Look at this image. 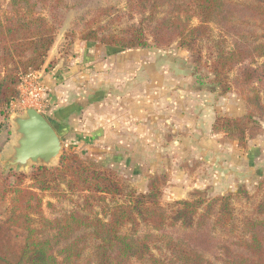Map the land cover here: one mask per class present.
I'll use <instances>...</instances> for the list:
<instances>
[{
    "label": "trees",
    "instance_id": "trees-1",
    "mask_svg": "<svg viewBox=\"0 0 264 264\" xmlns=\"http://www.w3.org/2000/svg\"><path fill=\"white\" fill-rule=\"evenodd\" d=\"M240 1L228 9L227 0H144L145 4L152 3V13L144 19L147 28L140 21L107 36H99V29H92L102 16L97 10L80 40L117 51L144 50L151 46L148 31L156 49L176 42L188 52H197L200 42L211 33L210 25L224 21L234 27L235 42L231 48L222 47L225 42H221L208 72L210 82L219 88L220 96H225L232 90L230 72L247 60L264 57V0ZM60 6L61 0H0L1 117L9 116L22 80L45 66L57 29L43 12ZM164 7L170 8L169 14L152 20ZM239 19L252 22L253 32L242 34ZM193 21L197 24L192 25ZM245 100L249 110L244 116L216 117L212 130L222 132L231 142L243 143L258 136V121L264 120V99L252 94ZM44 118L55 130L53 119ZM148 179L146 193L125 192L112 171L65 150L55 167H33L29 176L9 172L3 180L0 201L9 199L10 215L4 224L17 246L18 258L14 263L3 260L2 264H214L202 250L208 226L213 235L220 230L229 238L219 244L214 260L220 264H264V219H246L242 232L233 224V198L243 193L249 199L243 188L235 195L215 198L196 191L168 211L160 203L166 177L154 174ZM61 184L68 191L85 193L86 201L109 198L112 206H106L105 219L79 213L46 219L39 193L51 192ZM258 189L261 199L254 212L264 217V179ZM118 198L123 201L118 203Z\"/></svg>",
    "mask_w": 264,
    "mask_h": 264
},
{
    "label": "rangeland",
    "instance_id": "rangeland-1",
    "mask_svg": "<svg viewBox=\"0 0 264 264\" xmlns=\"http://www.w3.org/2000/svg\"><path fill=\"white\" fill-rule=\"evenodd\" d=\"M61 1L62 6L58 9L43 12V15L56 27L57 35L54 45L48 52L46 64L39 72L40 80L46 89L40 113L50 118L54 112L63 110L64 106L70 105L77 97H90L93 102L95 96L101 93H105L106 96L107 91L109 92L107 96L110 97L107 98L109 102L107 111H101L100 101L94 104L89 112L84 110L77 116L65 120L64 126L68 127L69 134L60 136L62 151L75 153L84 161L94 162L112 171L125 192L146 193L149 176L154 174L165 176L166 183L160 203L168 211L176 202L190 199L192 193L196 191L203 192L206 198H215L235 195L240 188H243L249 199H246L243 193L233 198L234 226L240 228L242 232V225L246 219H264L254 212V207L261 199V191L258 188L264 179V120H257L260 123L261 133L243 143L231 142L222 132H216L220 137H214V140L221 149L213 157L211 155L213 162L210 159L207 161L199 159L197 152L188 149L181 152L180 157L178 153L172 152L175 155H171L172 160L167 167H156L149 160L144 162L136 160L140 162L138 165L126 161L125 158H128L129 153L126 155L123 150L117 148L119 147L117 136L115 134L106 136L104 134L106 129L101 126V116L107 113L111 128L115 131L118 126L112 121V118L114 117L115 121L118 112L122 111V106L118 105L121 102L119 103L114 96L116 94L121 93L123 98L127 97L126 100L139 98L142 104L146 102L147 105L152 104L151 98L158 94L172 95L174 98L177 95L181 102L180 112L186 113L191 121L194 114L198 115L200 122L198 129L202 134L199 138L210 141L209 129L212 119L244 116L249 110L245 99L252 94L258 95L261 100L264 99V57L247 60L235 67L229 74L231 92L220 96L219 88L210 82L212 75L208 72V65L217 47L222 45V41L225 42V45H222L224 48H231L235 42L232 37L234 27L228 26L224 21L210 25L211 33L207 40L200 42L197 52H188L178 47L176 42L160 50L156 49L151 43V35L148 31L146 34L151 45L149 48L117 51L101 44H88L80 40L82 32L96 18V11L101 10L102 16L92 29H99V36H107L119 33L132 24L138 25L140 21H143V27L147 28L144 19H148L150 11L152 13L150 9L152 3L145 4L144 0ZM239 2L241 1L227 0L228 9ZM169 12V7L160 8L154 13L152 20H159ZM196 24L197 21L192 22V25ZM238 24L240 32L244 35L252 33L255 29L253 23L246 19H239ZM149 25L152 26V23L149 22ZM148 64L154 65L146 70ZM156 64L167 66V70L164 71L166 75L161 74ZM63 75L66 76L65 81H60L58 84L57 81L64 79ZM26 77L17 86L19 97L12 103L9 116L6 119L0 116V190L4 188L3 180L9 172L29 176L33 167L42 166L28 163L19 167L10 164L12 146L19 137L15 132L14 120L25 117V111L33 108L21 98L20 88ZM133 78L134 80L140 78L143 81L133 83L129 87L125 86L128 87L125 93L119 92L124 85L130 84ZM247 80L249 83L246 82ZM96 99L99 100V96ZM59 101L64 102L65 105ZM162 106H166V103ZM216 147L214 144L212 148L209 143L202 153L210 155ZM58 160L59 158L51 161L46 167L57 166ZM25 183L29 184L28 180ZM39 195L42 200L43 216L48 220L71 213L105 219L106 206H112L109 198L86 201L85 193L68 191L63 184L51 192L39 193ZM8 200L0 201V264L3 260L14 263L18 258L17 246L4 224L10 215ZM121 201L123 198H118V203ZM210 228L208 226L204 230L206 237L202 250L214 264H220L214 260L217 247L229 238L225 237L226 232L220 230L213 235ZM237 235H240L239 231ZM57 253L58 250L55 248V254ZM153 253L158 254L155 251Z\"/></svg>",
    "mask_w": 264,
    "mask_h": 264
},
{
    "label": "crops",
    "instance_id": "crops-1",
    "mask_svg": "<svg viewBox=\"0 0 264 264\" xmlns=\"http://www.w3.org/2000/svg\"><path fill=\"white\" fill-rule=\"evenodd\" d=\"M153 65L154 64H148L146 66V70ZM156 67L160 69L161 74L166 73L164 72L167 67L165 64H156ZM138 70H140V68ZM37 75L40 77L39 73H37ZM64 77L66 76L63 75L62 78ZM134 79L135 78H133L131 83L128 82L130 84L124 85L122 90H119L116 87L115 88L119 90V92L123 91V93H125V90L129 87V85L133 83H141V81H143L140 78H136V80ZM63 80L65 81V78L57 81L58 84ZM125 86L128 87L126 88ZM106 87L108 86L106 85ZM110 90L113 92L112 89ZM108 94L109 92L107 91L106 96L105 93L95 96V100L93 102L90 97H77L70 105L64 106L63 110L54 112L51 118L54 121L53 126L55 127V132L58 136L60 137L69 134L68 127L64 126V122L67 118L69 120L72 116H77L84 110L89 112L94 104L101 101L99 103L101 111H107V108H109L107 98H110L107 96ZM98 96L99 100L96 99ZM114 96H116L119 103L121 102L118 105L122 106V111L118 112V118L115 121L114 117L112 118V121L116 122L118 126L115 131L114 128H111L108 113L101 116V126L106 129L104 133L106 136L113 134L117 136V143L119 145L117 148L123 150L126 155L129 153L128 158L125 159L126 161H132L134 165H138V163H140L136 160H141L142 162L149 160V162L156 167H167L170 165V160H172L171 155H175L172 152L178 153V157H180L181 152L188 149L193 152H197L199 159H204V161L210 159L211 162H213L210 158L211 155L213 157L217 151L221 149L220 145L217 144V142L215 143L214 140V137L220 136L212 130V124L215 118L210 122L209 133L212 138L210 137V141H204V139L199 138L202 134L199 132L200 129H198L200 128V122L197 117L198 115L194 114V118L191 121L188 119V115H186V113L180 112L181 102L177 95L174 98L172 95L158 94V96L151 98L152 100L150 103L152 104L149 105H147L148 103L146 102H143L142 104L139 98L126 100L127 97L123 98L121 93ZM61 102L62 101H59V103ZM63 103L64 102H62V105H65ZM159 103L162 105L163 103H166V106H160L158 105ZM142 105L144 106L142 107ZM173 106L175 107L172 110ZM166 107L167 110H165ZM196 123H198V125H196ZM74 135H76V133ZM209 143H211L212 148L214 147V144L217 147L211 151L210 155H204L202 151H204V147L208 146ZM145 151L148 153L146 154Z\"/></svg>",
    "mask_w": 264,
    "mask_h": 264
},
{
    "label": "water",
    "instance_id": "water-1",
    "mask_svg": "<svg viewBox=\"0 0 264 264\" xmlns=\"http://www.w3.org/2000/svg\"><path fill=\"white\" fill-rule=\"evenodd\" d=\"M16 134L19 136L13 147L10 164L23 167L47 166L62 154V142L58 134L37 110L30 108L25 117L16 118Z\"/></svg>",
    "mask_w": 264,
    "mask_h": 264
},
{
    "label": "built area",
    "instance_id": "built-area-1",
    "mask_svg": "<svg viewBox=\"0 0 264 264\" xmlns=\"http://www.w3.org/2000/svg\"><path fill=\"white\" fill-rule=\"evenodd\" d=\"M20 90L22 92V101L41 112L42 100L45 97L46 89L37 73L29 74L21 85Z\"/></svg>",
    "mask_w": 264,
    "mask_h": 264
}]
</instances>
